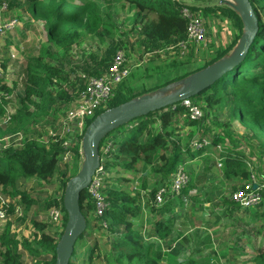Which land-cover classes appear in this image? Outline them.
Segmentation results:
<instances>
[{
    "label": "trees",
    "instance_id": "obj_1",
    "mask_svg": "<svg viewBox=\"0 0 264 264\" xmlns=\"http://www.w3.org/2000/svg\"><path fill=\"white\" fill-rule=\"evenodd\" d=\"M98 1L105 6V13H102V4ZM249 2L258 18V33L242 62L234 65L213 85L190 98L204 113L200 120H191L188 111L178 104L175 109L170 107L137 118L109 133L100 143L99 149L107 143L112 145V152L108 161L104 163L108 174V178L104 180V194L109 206L103 217V220L109 224L107 231L117 237V243L112 245L111 258L108 259L111 264H181L179 258L190 250V237L182 233L178 234L177 238L172 236L175 220L179 218L174 216L176 204H179L178 207L182 210L186 207L184 203L167 196L163 206L150 205L155 199L157 190L163 186H169L172 176L178 167L183 165L190 176L189 183L184 189V194L189 195L192 200V204L189 205L191 207L187 210L188 223L195 225V218L205 216L203 201L210 200L201 193L205 187L204 184L220 176V172L214 167V156H204L206 148L195 149L191 146L193 139L198 136H192L187 141L178 136L180 123H183L185 127L199 128L200 139H207L211 146L222 148L220 156L223 170L221 173L226 181L233 182L240 179L242 182H247L251 180L252 173H255L259 181L264 182V176H260L258 167L253 166V170H250L248 165L253 159L264 160V0H249ZM5 3L8 9L20 8L32 20L42 22L48 42L46 46L42 45L37 55L32 52L27 54L24 74L26 82L19 108L10 115L4 125L0 126V187L20 202L25 214L37 202L27 192L18 190L20 181L33 178L48 183L57 177L62 185L63 197L67 182L77 175V170L69 175L68 163L60 164L64 153L60 140L54 141L49 138L47 145H41L34 136L37 135L35 129L40 124L49 125L50 121L56 123L58 119L63 118L65 111L77 98L78 92L85 88L86 81L79 76L81 73L89 78L102 77L111 67L119 50H125L128 58L132 56V51H137L142 57L156 55V58H159L162 51L169 50L186 39L187 23L180 15L184 7L200 10L205 18L228 21L234 31L229 43L217 48L213 57L202 66H197V69L192 68L195 66L197 55V51L192 49L186 57L181 58L178 55V58L186 61L172 62L165 68L157 67L156 72L159 76L153 79V84H150L152 87L147 88L144 82L138 84L137 81L135 85H139L140 88L135 89L136 86L134 87L131 80L135 78L138 80L140 72L147 73L145 77L147 79L152 77L148 66L150 63L142 62L141 69L131 72L116 87L106 108L98 113L100 115L182 82L222 60L238 44L244 31L239 12L223 0L203 5L188 4L181 0H5ZM126 7L134 12L133 30L137 32V42H132L127 35L124 37L120 34L117 25L118 16L112 13L115 8L123 11ZM22 20L18 18V21ZM90 35L101 44H107L106 49L100 54L92 52L83 64L74 65L69 54L80 40ZM10 47L11 42H7V49ZM199 52L204 53V50L200 49ZM10 60L8 57L0 62L5 72H8L10 66L7 62ZM9 82L8 75L0 77V93L5 91L12 94ZM12 83L15 88L17 83ZM65 87H69L72 91L66 90ZM6 106L5 99L0 98V117L6 115ZM226 106H228L231 120L237 119L244 125L246 129V133L242 135L244 140H257L259 149L257 158L254 157L251 148H249V154H246L245 149L239 150L237 139L230 131V120L220 123L211 119L214 112ZM91 122L89 121L88 124ZM209 124L219 126L223 133L215 134ZM52 129L55 130L56 127ZM31 135L33 138H26L19 147L6 146L4 143L6 138L13 140ZM230 141L234 143L233 148ZM80 147L81 144L78 143L74 150L75 164L81 159ZM199 159L202 160L201 165H196L199 169L190 164L194 161L197 163L196 160ZM140 165L145 169L151 168L155 187L147 193L149 202L146 205H149L153 214L160 216L153 228H150L146 238L134 230L135 226L132 223L143 209L140 192L136 193L130 188L131 181L127 178L113 180L109 177V174L117 173L119 170L124 173H135ZM254 165L257 166V162ZM139 188L142 191L148 190L147 177L143 175L140 177ZM236 189L238 186L233 185L232 192ZM194 190H197L198 195H190ZM262 196L263 201L260 206L253 209H241L230 197L225 200V204L231 216L235 208H240L250 214L253 220L264 222V191ZM54 204L56 200L48 199L43 207L47 210ZM197 204L200 207L199 217L194 216L195 210L192 209ZM80 207L88 228L91 222L88 215L92 214L94 219L97 218L95 203L87 191L81 195ZM14 210L11 206L9 214H14ZM63 214L65 228L68 218L64 208ZM165 215L167 219H164ZM97 220L99 223L102 221ZM32 225L37 232L33 234L32 241L25 238L18 240L13 233V224L9 222L6 225L0 235L1 264H23L20 249L33 257L36 264L56 263V249L62 233L58 237H52L47 233L48 224L35 220ZM242 234L244 233H237V238L239 239ZM84 236L85 234L79 238L75 247ZM147 240L149 242L146 243ZM202 243L209 246L212 241L206 237ZM95 249L98 250L97 245L90 252L88 264H93L94 259L99 257L95 256ZM75 254L76 248L69 264H73ZM188 263L221 264V261L215 254V257L210 255L199 257L188 260ZM253 263L264 264V252L258 253Z\"/></svg>",
    "mask_w": 264,
    "mask_h": 264
},
{
    "label": "rangeland",
    "instance_id": "obj_2",
    "mask_svg": "<svg viewBox=\"0 0 264 264\" xmlns=\"http://www.w3.org/2000/svg\"><path fill=\"white\" fill-rule=\"evenodd\" d=\"M181 1L186 2L188 4L195 3L198 5L218 2V0ZM223 2L235 5V2L233 0H223ZM4 3L5 0H0V62L5 61L8 57L11 60L7 62L9 63L8 66H10L8 72H5L0 66V77L8 75V79L10 80L9 86L11 87L12 94H9L7 96L6 94L3 96L0 95V98H5V101L7 102V112L8 114H12L17 108H19L20 98L23 96V89L25 88L26 80L24 74L26 67V56L31 52L37 55L42 45L46 46L48 42L47 35L44 31V24L42 22L32 20L31 18H29L28 15L22 12L20 8H14L12 10L8 9V6L6 7L7 4L5 5ZM22 3L24 4V2ZM99 4L102 3L99 2ZM105 10V6L102 4V13H105ZM112 13L118 16L117 25L120 29V34L124 37H126L127 35V38H131L132 42H137V32L133 30V10H130L126 7L125 10L120 11L115 8L112 10ZM18 18H21L23 20L18 21ZM208 20L210 43L207 49L204 50V53L199 52L200 49H196L197 55L195 58V66H192L193 69L195 67L197 69V66H202L204 62L206 63L207 60H210L213 57L214 51H216L217 48L228 44L229 41L233 38L234 31L228 21H223L221 19L211 17ZM95 40L96 39L92 35H90L86 38H83L78 44H76L78 51L83 52V54H85V57L83 55V58H81L82 60H77L76 54L71 51L69 56L70 59L72 58V62L74 65L83 64L84 60L87 58L88 55H91L92 52H99L100 54L106 49L107 44H101V42H98V40H96L95 43ZM7 42H11V47L9 49H7ZM85 50H87V52ZM131 55L132 56H130L129 59V66L131 72H135L136 70L141 69L142 62H144L145 64L150 63L148 66H170L172 62L179 63L182 61H186L178 58V55L173 50L162 51L160 53L159 58H156V55L142 57L137 51H132ZM139 75L140 77H138V80H135L136 78L131 80V83H134V87L136 86L135 89L140 88L139 85H135L137 81L138 84L140 82H144L147 88L152 87L150 84H153V80L145 78L147 76V73L142 71L139 73ZM12 82L17 83V86L15 88L13 87ZM182 83L183 82H179L174 85H171L167 92L160 90L148 96L160 97L173 94L178 91L180 87L183 86ZM65 89L68 90L69 87H65ZM69 90L72 91V89ZM227 108L228 106H226L222 110L214 112L211 119L217 120L220 123L230 120V131L233 132L234 138L237 139L236 142L238 143L239 150L245 149V151L247 152L246 154H249V148H251V151L254 153V157L257 158L259 154V149L257 148V140H244L245 138L242 137V135L246 133L244 125L240 123L237 119L231 120L230 113ZM62 114L63 112L60 114V116ZM58 120L59 121H57L56 123L53 121L49 122V125L53 126H49L47 123H43L36 127L35 132L37 135H35L34 138L39 141V144H48V140L50 138L49 130L53 127H56V125L60 122L61 118ZM209 125V127L215 132V134L223 133V130L219 126L213 124ZM179 127L180 128L177 131V134L178 136H180L181 139H185L187 141L192 136L200 137V129L197 127H185L183 126V123H180ZM28 137L33 138L32 135L22 136L21 138H14L13 140L11 138H6L4 143L6 146L13 145L15 147H19ZM230 142L232 144L231 147L233 148L234 143L232 141ZM251 144H253V146H251ZM84 159L85 155L81 154V159L76 164L74 163V160L68 163L69 175H72L75 170H77L78 172L81 170L82 165L84 163ZM261 159H253L250 161V163L254 167H258L260 176H264V160L261 161ZM196 161L197 163H195V161L189 162L190 164L195 165V167L202 164V160L199 159ZM256 162L257 166L254 165ZM60 164L63 165L61 162ZM214 167L218 172H220V176H218L215 180H210L209 182H206V184H204L205 187L201 191V193H204L206 197L210 198L209 201H203V209L205 212V216H200V207L197 204L195 207L192 208L193 210H195L194 216H200L199 218H195V225H190L188 223L189 215L187 210L191 206L184 207L182 209V213L180 214L181 218L175 220V232L172 234L174 238L176 237V235L181 233H188L187 236H194L195 238L194 245L192 246L190 244V250L185 253L183 257H181V264H189L188 260L190 261L199 257L203 258L209 255L213 256L214 253L218 257L221 255V264H254V257L258 253L264 252V222L260 220H253L250 214L246 213L245 210H241L240 208H235V211L232 216L229 214L228 206L227 204H225V200L229 199L232 193V186L235 185L239 187L242 185L243 182L240 179H236L233 182L226 181V179L222 176L221 173V170L223 169L217 167L216 159L214 161ZM144 169L145 168L140 165L136 168L137 174L124 173V176L121 177L127 178L131 181L129 186L132 189L135 183L138 182L139 184L137 183V186H135L136 188H138V192H140V195L145 196L142 202L143 209L138 215V217L132 220V223L135 226L134 230L140 233L144 238H146L148 237V234L150 232L149 229L153 228L155 221L157 219L159 220L160 216L153 214L149 208V205H146L149 202L147 195H145L148 193L146 191L149 190L151 192V190L155 187V184L154 179H152V174L149 173V169L151 168L147 167L145 170ZM256 171L258 170L256 169ZM142 174H144L147 179L148 177H150L148 179L149 188L146 191H142L139 188L140 177ZM109 177L117 178L118 176L113 173L109 174ZM61 186L62 185L60 183V180L57 177L52 179L48 183H44L33 178L20 181L17 186L18 190L21 192H27L30 196L33 197V199L35 198L34 200H36L37 202L35 205H33L31 210L27 214H25L20 202L17 199L12 198L0 187V197L4 198L8 202H11L12 206H16L22 211V216L15 218L14 222H11L13 224V233L17 236L18 240H22L24 238L28 239L29 241L33 240V234H35V232L33 231L34 227L32 225L33 221L37 220L39 222H42L43 224H48L47 210H45L43 206L45 202L48 201V199L56 200L57 198L62 196ZM194 191H192L191 193H193ZM195 192H197V190ZM176 205L178 206L179 204ZM88 216L91 222L89 227L86 228L87 230L85 232L84 238L80 242H78L77 246L75 247L76 254L73 258V264H88L87 260L89 258L91 250H93L95 245H97L98 247V250H94L95 256L99 257H96L94 259L93 264H111L108 259L111 258L112 245L117 243V237L116 235L110 234L109 231L102 230L99 221L97 219H94L92 214H89ZM164 217H167V215H165ZM48 226L49 228L47 230V233L52 235L55 230H53V227L49 224ZM3 230L0 231V235L2 234ZM196 231H198L197 234ZM25 232H27L28 234L27 237L23 236ZM237 233L244 234H242V238L238 239ZM54 236H56V234ZM206 237H209L212 241V244H210L209 246H206L204 243H202L204 238ZM147 242H149V240H147L146 243ZM239 248H242L243 252H245L246 256H248L242 258L241 261L239 260L240 258L237 260L236 258H234V256L238 255ZM20 253L22 255L23 264H36L35 259L29 256L27 252L21 250Z\"/></svg>",
    "mask_w": 264,
    "mask_h": 264
},
{
    "label": "built area",
    "instance_id": "obj_3",
    "mask_svg": "<svg viewBox=\"0 0 264 264\" xmlns=\"http://www.w3.org/2000/svg\"><path fill=\"white\" fill-rule=\"evenodd\" d=\"M6 5V3H4ZM7 7V5H6ZM181 17L186 20V39L179 42L175 46L169 48V51L173 50L181 58L186 57L192 49L206 50L209 46V30L208 19L205 18L200 10H193L188 7H184L180 12ZM17 24V22H16ZM87 52V50H85ZM72 52L76 54L77 60H82L83 52H79L75 45ZM81 53V54H78ZM129 59L125 50H119L109 70L100 78H89L85 74L79 76L83 78L85 88L78 92L77 98L73 104L65 111L63 118L57 124L56 129H50L49 135L54 141L60 140L64 153L61 156V163H70L75 156L74 150L78 143L81 144L79 149L80 154H84L82 147L83 136L89 126L88 122L93 121L99 115L98 113L106 108L108 101L112 98L116 87L122 83L131 73L129 66ZM9 95L6 92H1L0 95ZM4 98V97H3ZM5 99V98H4ZM181 105L188 111V115L191 120H200L204 113L200 107L194 104L190 99L184 100ZM6 115L0 117L1 125H4L10 118L11 114L7 112ZM15 112V111H14ZM13 114V113H12ZM191 146L195 149L206 148L204 156L212 155L216 159L217 167L223 168L222 158L220 153L222 148L220 146L213 147L209 140H202L196 137L191 142ZM112 152V145L107 143L99 149L100 167L95 172L92 178L91 184L87 188V192L91 199L95 203L96 212L95 217L101 219L100 226L102 230H108L109 224L103 220L107 210L108 203L107 197L104 194L105 183L104 180L108 178V174L105 170L104 163L108 161L109 155ZM250 170H253V165L248 163ZM190 176L187 173L183 165L179 166L176 173L172 176L169 186H163L159 188L155 194V199L151 205L156 207L163 206L165 204L166 197L169 196L175 201H182L187 207L191 204L192 200L184 194V189L188 185ZM137 183L135 185L137 186ZM139 184V183H138ZM134 185L133 191L138 192V188ZM2 189V188H1ZM264 191V182H260L255 173H252L251 180L243 182L234 192L231 193L230 199L241 209H253L263 201L262 192ZM146 192H150L149 190ZM147 195V194H145ZM193 195V193H190ZM142 202L145 196L141 195ZM63 197L56 199V204L47 209V221L50 226L53 227L55 232L51 235L54 237L63 234L64 232V214H63ZM11 202H8L4 198L0 197V231L4 229L7 223L14 222L15 218L22 216V211L18 207H14V214H9V209L12 206ZM10 205V206H9ZM22 249H20L21 251ZM182 260H179L181 262Z\"/></svg>",
    "mask_w": 264,
    "mask_h": 264
},
{
    "label": "water",
    "instance_id": "obj_4",
    "mask_svg": "<svg viewBox=\"0 0 264 264\" xmlns=\"http://www.w3.org/2000/svg\"><path fill=\"white\" fill-rule=\"evenodd\" d=\"M233 1L235 5L232 6L239 12L244 31L238 44L229 55L192 75L185 81V87L173 94L160 97H150L148 95L141 97L115 109L105 111L89 124L82 140L85 155L84 163L77 175L67 182L64 191L63 205L68 219L57 244L55 264L70 263L76 242L86 232L87 224L81 211L80 198L91 184L95 172L100 167L98 154L102 140L112 131L137 118L170 107L175 109L184 100L192 98L213 85L225 73L229 72L234 65L245 59L258 33V18L249 0ZM169 88L170 86L161 89V91L167 92Z\"/></svg>",
    "mask_w": 264,
    "mask_h": 264
},
{
    "label": "crops",
    "instance_id": "obj_5",
    "mask_svg": "<svg viewBox=\"0 0 264 264\" xmlns=\"http://www.w3.org/2000/svg\"><path fill=\"white\" fill-rule=\"evenodd\" d=\"M228 43V42H227ZM157 67H159V66H149V68L151 69V71H150V74L152 75V77H151V80H153V79H157L158 78V74H157ZM163 68H165V66H162ZM189 79V78H188ZM188 79H186V80H188ZM186 80H184V81H182L183 83V86L182 87H180L179 89H181V88H184L185 87V81ZM154 81V80H153ZM182 84H180V85H182ZM119 170V169H118ZM136 174H137V172H135ZM134 173V174H135ZM149 173H151L150 172V169H149ZM114 174H116L118 177L117 178H113V179H119V178H123V177H121V176H124V172H122L121 170H119L118 171V173H114ZM143 176H145L144 174H142ZM141 175V176H142ZM150 177H148V179H149ZM147 179V180H148ZM152 179H154L153 177H152ZM23 181V180H22ZM154 181H155V179H154ZM196 191V190H195ZM193 192V195L192 196H196V195H198V193L197 192ZM32 197V196H31ZM33 198V197H32ZM35 199V198H34ZM192 203V202H191ZM182 213V210H181V208H179L178 206H177V208H175V213H174V216H176V217H179V218H181V216H179L180 214ZM178 218V219H179ZM164 219H167V217H164ZM178 219H176V220H178ZM150 230V229H149ZM33 231L35 232V233H37L36 231H35V229H33ZM175 232V229L173 230V233ZM187 234L188 233H183V235L184 236H187ZM27 232H25L24 234H23V236L24 237H27ZM188 237H190V240H191V245L193 246L194 245V243H195V240H194V236H188ZM175 238H177V235H176V237ZM240 238H242V237H240ZM237 240V239H236ZM155 242V241H154ZM237 242V241H236ZM240 243V242H239ZM242 251V252H241ZM26 252V251H25ZM218 255H219V252H218ZM212 257H215V253L213 254V256ZM218 257V256H217ZM245 257H248V256H246V254H245V252H243V250H242V248H239V253H238V255H236V256H234V258H236V260L237 259H239L240 261H241V259L242 258H245ZM219 259H220V261L222 260L221 258V255L218 257ZM179 260H181V257L179 258ZM241 264V263H240Z\"/></svg>",
    "mask_w": 264,
    "mask_h": 264
}]
</instances>
